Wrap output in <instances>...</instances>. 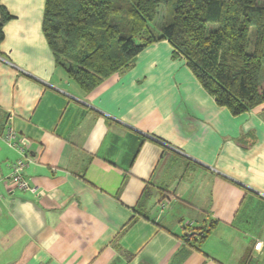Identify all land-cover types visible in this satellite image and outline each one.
<instances>
[{"label":"crops","instance_id":"crops-1","mask_svg":"<svg viewBox=\"0 0 264 264\" xmlns=\"http://www.w3.org/2000/svg\"><path fill=\"white\" fill-rule=\"evenodd\" d=\"M44 2L0 0V264H264V103L217 105L166 39L83 92Z\"/></svg>","mask_w":264,"mask_h":264},{"label":"trees","instance_id":"trees-1","mask_svg":"<svg viewBox=\"0 0 264 264\" xmlns=\"http://www.w3.org/2000/svg\"><path fill=\"white\" fill-rule=\"evenodd\" d=\"M45 0L41 30L55 63L83 92L166 39L215 103L233 115L264 103V0ZM11 18L0 4L3 25Z\"/></svg>","mask_w":264,"mask_h":264},{"label":"built area","instance_id":"built-area-1","mask_svg":"<svg viewBox=\"0 0 264 264\" xmlns=\"http://www.w3.org/2000/svg\"><path fill=\"white\" fill-rule=\"evenodd\" d=\"M9 119H11V117H9ZM2 137L19 154V157L10 166L11 171L8 176V181L19 189L25 190L30 188L33 191L34 188L30 187L23 177V169L30 161L25 148V138L17 134L14 128L10 125V122ZM168 201V198H163L160 201L159 212L163 211V208L167 205ZM261 243V241H256L253 245V249H258Z\"/></svg>","mask_w":264,"mask_h":264},{"label":"rangeland","instance_id":"rangeland-1","mask_svg":"<svg viewBox=\"0 0 264 264\" xmlns=\"http://www.w3.org/2000/svg\"><path fill=\"white\" fill-rule=\"evenodd\" d=\"M173 3H174V0H168L166 4L159 6L155 18L149 24L155 33H157L158 31L159 24L161 23L164 15L166 13H167V16L170 15Z\"/></svg>","mask_w":264,"mask_h":264}]
</instances>
